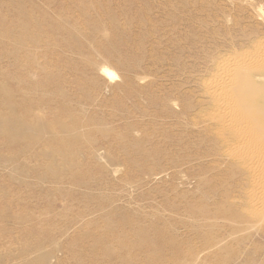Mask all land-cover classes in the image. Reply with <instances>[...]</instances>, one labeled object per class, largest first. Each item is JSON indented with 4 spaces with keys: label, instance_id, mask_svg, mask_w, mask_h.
<instances>
[{
    "label": "rangeland",
    "instance_id": "1",
    "mask_svg": "<svg viewBox=\"0 0 264 264\" xmlns=\"http://www.w3.org/2000/svg\"><path fill=\"white\" fill-rule=\"evenodd\" d=\"M259 49L264 0H0V264H264L255 100L228 155L198 87Z\"/></svg>",
    "mask_w": 264,
    "mask_h": 264
},
{
    "label": "bare ground",
    "instance_id": "2",
    "mask_svg": "<svg viewBox=\"0 0 264 264\" xmlns=\"http://www.w3.org/2000/svg\"><path fill=\"white\" fill-rule=\"evenodd\" d=\"M238 58L240 59L235 58L233 61L226 60L217 64H215L216 60H212L211 65H207L206 67V74L202 76L201 80H199L200 83L198 84V87H201V92L205 97L201 102L209 108L208 110L203 109L202 112H200L202 118L207 122L208 130L211 126L213 127V125H215L214 127L217 129L220 126H224L226 131L224 135L222 136L219 131L216 134V137H218L223 143L225 142V146L228 147L231 143V146L234 147L232 153H229V149L226 150V154L228 155L238 154L244 149V147L246 148L248 146L246 127L244 126L243 131L242 119L240 117V106H242L243 109L246 108L244 106L246 101L249 102L250 100H255L252 113L256 115L254 119L257 120V124H259L260 121V125L262 124V127L264 128V92L260 88L252 89L250 82H248L249 78H247V75L241 76V72L245 70V67H257L264 64V49L247 56L240 54ZM104 71L109 76L114 75L109 69H104ZM260 100L261 102L257 103ZM227 126L232 129L238 126L241 128L242 133L232 132L231 135L228 136L230 133L227 132L228 128L226 130ZM229 137L235 139L236 143L234 144ZM247 156L249 161L245 160ZM240 159L248 164V171L251 174V177L257 181L255 182V187L250 191L254 200L253 204L256 205V207H260V210H263L264 175L263 173H259L257 168L263 164L264 154L257 151H251V153L241 155Z\"/></svg>",
    "mask_w": 264,
    "mask_h": 264
}]
</instances>
